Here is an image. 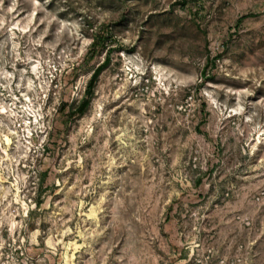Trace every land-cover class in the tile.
Instances as JSON below:
<instances>
[{"label":"rangeland","instance_id":"obj_1","mask_svg":"<svg viewBox=\"0 0 264 264\" xmlns=\"http://www.w3.org/2000/svg\"><path fill=\"white\" fill-rule=\"evenodd\" d=\"M0 264H264V0H0Z\"/></svg>","mask_w":264,"mask_h":264},{"label":"trees","instance_id":"obj_2","mask_svg":"<svg viewBox=\"0 0 264 264\" xmlns=\"http://www.w3.org/2000/svg\"><path fill=\"white\" fill-rule=\"evenodd\" d=\"M110 38L111 36L109 32L99 31L98 33H96L94 36L93 42L91 44V52L96 51L100 47V45H106L105 43L109 41ZM111 51H112L111 48L107 51V54H106L107 62L110 61L111 53H112ZM97 80H98L97 76L91 77V79L87 83L84 97L80 101L78 108H76L73 112L81 110L80 112L83 114L85 111H87V108L90 103V99L94 94V89H95ZM42 203H43L42 201L38 200L36 202V205H41Z\"/></svg>","mask_w":264,"mask_h":264},{"label":"bare ground","instance_id":"obj_3","mask_svg":"<svg viewBox=\"0 0 264 264\" xmlns=\"http://www.w3.org/2000/svg\"><path fill=\"white\" fill-rule=\"evenodd\" d=\"M3 113H5V112H3Z\"/></svg>","mask_w":264,"mask_h":264}]
</instances>
